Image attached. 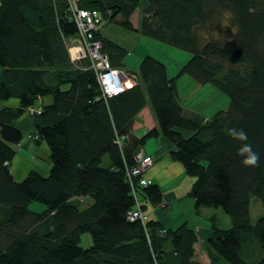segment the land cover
Returning a JSON list of instances; mask_svg holds the SVG:
<instances>
[{"label": "trees", "instance_id": "16d2710c", "mask_svg": "<svg viewBox=\"0 0 264 264\" xmlns=\"http://www.w3.org/2000/svg\"><path fill=\"white\" fill-rule=\"evenodd\" d=\"M72 1L190 58L169 78L166 66L146 55L132 71L135 84L104 97L88 59H70ZM143 1L133 28L130 17ZM94 40L112 68L128 71L125 48L100 31ZM0 70V101H19L18 108L0 107V264H205L195 259L199 237L188 223L165 228L127 217L137 196L144 213L147 202L165 206L157 184L142 187L128 175L146 141L159 136L172 146L171 161L194 178L187 192L194 212L220 209L229 218L226 228L209 218L206 264H264V0H0ZM184 74L213 85L228 106L208 118L185 110L176 86ZM33 106L41 112L31 135L48 148L51 166L17 181L10 170L23 138L16 121ZM146 106L156 127L136 136L133 123ZM232 127L247 132L259 166L242 165ZM251 199L262 206L255 222ZM83 234L91 237L88 248ZM251 243L256 258L245 254Z\"/></svg>", "mask_w": 264, "mask_h": 264}, {"label": "crops", "instance_id": "0c3cea01", "mask_svg": "<svg viewBox=\"0 0 264 264\" xmlns=\"http://www.w3.org/2000/svg\"><path fill=\"white\" fill-rule=\"evenodd\" d=\"M138 11L139 10H136L130 17V22L133 28H136L138 26V21H139V14L137 13ZM99 31L101 32L102 36L110 39L119 46L125 48L127 51H129L130 49L133 50L134 44L138 41L137 33L123 29L120 26H116L115 24H105L101 27V29H99ZM177 65H178V69L174 68V70L172 68H169L168 65H165L167 75L169 78L175 77L176 74L178 73L177 71L182 66V64H177ZM125 69L127 70V67ZM180 78L176 80L178 94L181 93V89L179 87V81H181ZM194 84L195 83L191 84L190 93L193 90H195L196 85H198V84L196 85ZM183 103L184 102H181L182 106ZM0 107L18 108L19 101L15 98H11L7 101H0ZM183 108L187 111H194L198 114L204 115L206 118H208L209 116L208 114H205L208 112V110H206L207 108L201 109V108H190L184 106ZM22 116L16 121L17 127L23 132H25L26 130L27 131L26 133H30V134L33 133L34 132L33 122L24 121ZM152 127H156V122L151 113L150 108L146 106L135 117L133 123V133L136 136H142L145 134L147 130L151 129ZM31 146L32 148L34 147V145L31 144L27 139L26 141L23 140L22 142H20L15 146L17 148L16 154L11 162L10 170L14 179L17 181L24 179L27 176V174L32 170L37 171L42 175H46L50 169L51 166L50 163L47 162V166H45V169L40 168L37 164L33 163V160H31V158L25 156L26 151H28L31 148ZM40 146H42L41 147L42 149H46L48 155L47 157L49 159V151L46 145L41 144ZM171 149L172 146L168 142H166L165 139L159 136L158 138L148 139L140 150L142 154L154 158V161L145 176L151 179L152 182L154 184H157L161 189L163 187V183L170 181L171 178L177 175L180 176L181 174H184L181 166L178 163L173 162L169 159L168 153ZM22 151H24L23 152L24 155L20 153ZM163 158L164 161H162ZM163 192L165 195V202L163 205L165 206L153 207L147 202L145 203V213L147 214L149 219L159 221L165 228H175L184 222L188 223L190 227L195 229L199 237V240L195 245V259L205 264L208 263V258L206 256V252L203 246L205 239H207V237H209V235L211 234L209 216L205 215L204 217H202L203 215H201V218H197L193 213L194 211H192L191 216L193 215L195 218L191 217L187 219V216L183 217V215H178L179 214L178 207L181 204L179 202L181 201L183 202L185 200L187 201V204L188 202L189 204H191L192 201H189V199L186 198L185 195L179 196L175 191H173V189ZM167 206L169 207V209H166ZM172 206L173 208L174 206L176 208L173 214H171L172 211L170 210ZM174 218H177V221L174 224H172Z\"/></svg>", "mask_w": 264, "mask_h": 264}, {"label": "rangeland", "instance_id": "374dc122", "mask_svg": "<svg viewBox=\"0 0 264 264\" xmlns=\"http://www.w3.org/2000/svg\"><path fill=\"white\" fill-rule=\"evenodd\" d=\"M145 4H146V1H143L141 7H139V9H138L139 11L137 13L139 14V18H140L142 9H143ZM101 23L102 24H101V26H99L100 27L99 29H101V27L106 24L102 20H101ZM137 37H138V41L134 44L133 50L130 49L128 51L127 56L125 57L124 65L127 67L128 71L122 70L123 71V73L121 72L122 80H126V77H124V76H129V75H131L132 71L138 70L139 62L146 55H149V56L157 59L159 62L163 63L164 65H168V67L172 68L173 70H174V68L178 69L177 64L184 65L187 62V60L190 58L189 53H187L183 50L174 48L172 46L166 45L162 42L150 39L148 37L141 36L139 34H137ZM71 46L72 45L70 44L69 48ZM71 51H73V49H71ZM85 58L89 59L88 55H86L81 60H84ZM80 61H77V62H80ZM180 77L179 78L181 81H179V87L181 89V93H179V96H180V101L183 98L181 102H184L183 103L184 107L201 108V109L207 108L206 110H208V112L205 114L211 115L213 112H215L217 110L225 109L228 106V103H229L228 97L224 93L219 91L217 88H215L213 85H211V84L200 85L197 82H195V80L187 74H184ZM183 79H186V80H183ZM0 80H1V71H0ZM192 83H195L194 85H196V84H198V85H196V89L190 93ZM184 96H186V97H184ZM203 112H205V111H203ZM22 118L24 119V121L33 122V116L28 111H26L24 113ZM26 132H27L26 130H25V132L22 131V134H23L22 141L23 140L26 141V139H27L31 144L34 145V147L32 148V146H31V148L28 151H26L25 156L28 158H31V160H33V163L37 164L40 168L45 169V166H47V162L48 163H50V162H49V159L47 157L48 155H47L46 149H42L41 148L42 146H40L43 143L36 144V142H34V140L31 138L32 133L30 134V133H26ZM22 141H20V142H22ZM16 149L17 148L15 147V150ZM23 152L24 151H22L20 153L22 155H24ZM142 155L146 156L144 154H142ZM168 155H170V153H168ZM149 157L151 158V163L147 166L145 173L148 172L150 166L152 165V163L154 161L153 157H151V156H149ZM169 159H170V156H169ZM162 161H164V158ZM108 164H109V160H108L107 156H104L102 158L101 165L106 167V166H108ZM193 181H194V178L189 177L186 174H181L180 176L177 175V176L171 178L170 181L163 183L162 190L163 191H167V190L169 191V190L173 189V191H175L179 196L185 195V197L187 198V192L190 189ZM188 199H189V201H192L190 198H188ZM179 203H181V204L180 205L178 204L179 205V207H178V209H179L178 213L179 214L178 215H183V217L187 216V219L194 217L193 215L191 216L192 211H194L192 209L193 201L191 202V204H189V202L187 204V201H185V200L183 202L181 201ZM30 208L34 211L39 212V211H42L44 209V206L40 203H32L30 205ZM175 209H176L175 206H174V208H173V206H172V208H170V210L172 211L171 214L174 213ZM193 213L197 218H201V215H203L202 217H204L205 215H208L209 218H211L214 215V216H216L218 226H220V227L222 226L223 228L230 227V221H229L228 216L225 215L220 209L203 208L199 212L198 215L195 212H193ZM261 213H262V206H261L260 202L255 200V199H251V201H250V217H251L252 222H255V220L258 218V216H260ZM178 215H177V218H178ZM177 218L173 219L172 224H174L177 221ZM80 244L83 248H88L91 245L90 235L89 234H83V236L81 237V243ZM245 254L250 256V257L253 256L252 258H256V257H258V255L260 253H259V250H257V246L255 244L251 243V246H249L245 250Z\"/></svg>", "mask_w": 264, "mask_h": 264}, {"label": "built area", "instance_id": "2783aa9c", "mask_svg": "<svg viewBox=\"0 0 264 264\" xmlns=\"http://www.w3.org/2000/svg\"><path fill=\"white\" fill-rule=\"evenodd\" d=\"M71 13L73 20L77 26V35L68 42V51L70 59L73 63H77L88 55L90 68L96 75L100 91L104 97H111L122 90L125 87H129L135 84V75L131 73L126 77V80H122L120 69L112 68L105 55L101 52V45L98 41L94 40V34L99 31L101 26V19L99 13L96 10L79 9L74 1H72ZM72 45L69 48V45ZM73 49V51H71ZM128 83V84H127ZM38 106L28 107V111L32 116L36 113L39 114L41 111ZM33 140H36V135H31ZM136 166L128 173L130 177H140L138 185L146 187L152 184V180L147 178L145 171L147 166L151 163L149 156H143L139 152L135 157ZM132 185V184H131ZM139 202V197L137 196ZM127 212V217L133 220H141L146 222L148 216L144 213L138 205Z\"/></svg>", "mask_w": 264, "mask_h": 264}, {"label": "clouds", "instance_id": "9594fccd", "mask_svg": "<svg viewBox=\"0 0 264 264\" xmlns=\"http://www.w3.org/2000/svg\"><path fill=\"white\" fill-rule=\"evenodd\" d=\"M227 131L229 137L240 142L238 154L243 157L241 160L242 165L253 168L259 166V154L253 150V147L250 143H246L248 140L247 132L244 129L237 127H232Z\"/></svg>", "mask_w": 264, "mask_h": 264}]
</instances>
